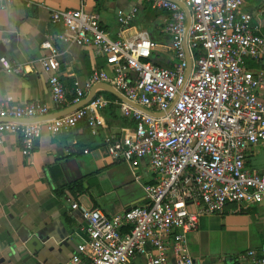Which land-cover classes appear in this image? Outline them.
<instances>
[{
	"label": "built area",
	"instance_id": "2783aa9c",
	"mask_svg": "<svg viewBox=\"0 0 264 264\" xmlns=\"http://www.w3.org/2000/svg\"><path fill=\"white\" fill-rule=\"evenodd\" d=\"M83 1L73 9L50 11L49 21L59 28L53 37L94 45L111 71L93 70L83 83L73 79L70 103L93 84L106 82L127 100L113 102L132 125L106 130L98 115L110 100L94 93L86 103L44 122L16 121L47 114L40 100L0 106V137L3 132L17 135L26 155L42 126L54 135L84 122L91 135H101L111 160L127 162L133 170L147 160L153 182L143 185L144 203L106 215L71 202L85 225L69 264H193L185 235L196 229L200 216L221 213L226 203L264 207V166L248 163L253 148L264 145V101L259 97L264 69L247 65L264 55V35L252 21L264 9L246 10L243 0H141L166 13L171 59L161 66L151 59L154 41L141 33L111 37L97 13L83 9ZM135 12L131 7L119 13L116 22L129 24ZM40 46L49 51L38 62L47 74L51 100L65 107L69 102L56 50L48 37ZM0 69L20 71L2 55ZM244 255L252 264H264V241L258 252L249 248ZM137 257L140 263L134 262Z\"/></svg>",
	"mask_w": 264,
	"mask_h": 264
},
{
	"label": "crops",
	"instance_id": "0c3cea01",
	"mask_svg": "<svg viewBox=\"0 0 264 264\" xmlns=\"http://www.w3.org/2000/svg\"><path fill=\"white\" fill-rule=\"evenodd\" d=\"M78 4L79 0H8L0 4V56L20 69L18 73L0 69L1 107L40 100L46 103L48 112L34 118L38 122L49 120L64 108L53 104L47 74L38 62L49 52L40 46L47 37L56 50L59 78L67 98L74 95L73 79L83 83L93 70L110 73L111 65L94 45L53 37L59 28L49 21L50 11L73 9ZM131 7L136 8L135 16L129 24L119 25L116 16ZM243 8L264 9V0H243ZM83 9L97 13L99 24L113 38L145 34L156 43L151 59L158 65H169L164 10L141 0H84ZM252 21L264 35V15L254 16ZM247 65L264 69V55L258 61H247ZM101 90L96 88L94 93ZM87 92L76 102H81ZM259 97L264 101V91ZM119 116L117 105L110 101L99 109L98 122L106 130L118 131L126 126ZM0 140V264H69L85 225L79 209L70 207L71 202L112 215L144 203L143 185L153 182L146 159L134 170L127 162L111 160L101 145V135H91L84 122L54 135L42 126L26 155L20 152L17 135L3 132ZM250 159L254 161L251 167L264 166V145L253 148L249 164ZM69 183L75 185L66 188ZM263 241L261 204L245 207L226 203L221 213L200 216L196 229L185 235L193 264H252L244 252L249 248L258 252ZM134 262L140 263V257Z\"/></svg>",
	"mask_w": 264,
	"mask_h": 264
},
{
	"label": "water",
	"instance_id": "95a60500",
	"mask_svg": "<svg viewBox=\"0 0 264 264\" xmlns=\"http://www.w3.org/2000/svg\"><path fill=\"white\" fill-rule=\"evenodd\" d=\"M187 24H188V18H186V25H187ZM96 88H100V89H102V90L108 91V92L112 93L113 95H115L117 98H119V99H121V100L127 102V100H126V99H125V98H124V97H123L118 91H116V90H115L110 84H108V83H106V82H103V81H99V82L93 84V85L90 87V89L88 90L86 96L82 99L81 102H76V103L70 104V105H68V106H66V107H64V108H62V109H60V110L57 111L56 113H53L51 116H49V118H53V117H55V116H58V115H61V114L67 113V112L73 110L74 108H77L78 106H80V105L86 103V102H87L88 100H90V98L93 96L94 91H95ZM129 103H131V102H129ZM131 104H133V105L136 106L137 108L143 110L144 112H149L148 110H146V109H144V108H142V107H140V106H138V105H136V104H134V103H131ZM42 116H44V115H41L40 117H42ZM37 117H38V119H39V116H33V117H31L30 120L27 121V122L38 121V119H34V118H37Z\"/></svg>",
	"mask_w": 264,
	"mask_h": 264
},
{
	"label": "trees",
	"instance_id": "16d2710c",
	"mask_svg": "<svg viewBox=\"0 0 264 264\" xmlns=\"http://www.w3.org/2000/svg\"><path fill=\"white\" fill-rule=\"evenodd\" d=\"M152 61L154 62V63H156L153 59H152ZM157 64V63H156ZM99 92H101L103 95H105L110 101H113V100H115V99H117V97L115 96V95H113L112 93H110V92H108V91H105V90H101V91H99ZM67 98V97H66ZM71 99H72V97H68L67 98V101L68 102H70L71 101ZM119 118L121 119V123H123L124 125H128V126H130V125H132V121L130 120V119H128V118H126V117H124V116H119ZM86 126V125H85ZM123 126V125H122ZM87 128V127H86ZM88 130V129H87ZM73 185H75V183H69V184H66L65 186H66V188H72V186Z\"/></svg>",
	"mask_w": 264,
	"mask_h": 264
},
{
	"label": "rangeland",
	"instance_id": "374dc122",
	"mask_svg": "<svg viewBox=\"0 0 264 264\" xmlns=\"http://www.w3.org/2000/svg\"><path fill=\"white\" fill-rule=\"evenodd\" d=\"M249 162H250V165H251V166H254V161H253V162H251V159H250V161H249Z\"/></svg>",
	"mask_w": 264,
	"mask_h": 264
}]
</instances>
